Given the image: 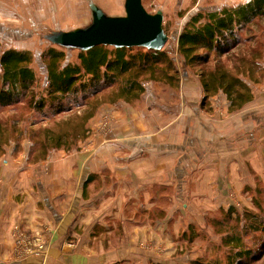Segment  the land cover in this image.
Instances as JSON below:
<instances>
[{
    "label": "crops",
    "instance_id": "obj_1",
    "mask_svg": "<svg viewBox=\"0 0 264 264\" xmlns=\"http://www.w3.org/2000/svg\"><path fill=\"white\" fill-rule=\"evenodd\" d=\"M91 3L125 12L124 0H0V31L82 28ZM184 75L178 90L149 82L139 101L102 106L76 150L0 158V264H167L198 207L242 199L250 169L264 175V78L246 81L253 100L230 113L226 95L204 102L199 78ZM16 227L44 232L45 254L19 258Z\"/></svg>",
    "mask_w": 264,
    "mask_h": 264
},
{
    "label": "trees",
    "instance_id": "obj_2",
    "mask_svg": "<svg viewBox=\"0 0 264 264\" xmlns=\"http://www.w3.org/2000/svg\"><path fill=\"white\" fill-rule=\"evenodd\" d=\"M259 21L264 24V0L202 9L186 22L179 33L176 52L168 50L167 45L161 51L100 45L89 51L74 50L79 52L80 62L75 65H65L66 49L52 44L53 47L41 54L45 82L39 96L36 92L35 54L29 50L3 49L0 43V110L25 101L37 112L49 106L59 113L74 110V105L85 107L64 122L69 127L76 126L73 124L77 121L79 134L75 136L77 128L61 134L50 131L45 135L40 154L33 157L34 163L46 159L53 150L70 151L71 147L64 145L67 141H84L88 137V123L100 109L101 104L96 100L102 92L116 87L109 104L119 101L135 103L145 92V82L163 83L178 90L181 69L197 71L204 102L223 93L229 102L228 111H240L254 97L246 79L257 83L264 77L259 78L264 72V28L258 38L250 35L243 39L240 34L250 31ZM253 41H256L255 45ZM80 94L82 100L77 101ZM8 127L0 122V135L3 133L4 136L0 138V152L12 138L15 140L14 131L8 132ZM10 127L15 129V125ZM233 212L234 207H230L229 213ZM260 228L264 229L261 223L255 230ZM242 241L236 234L224 239L232 252L237 250L238 259L231 264L242 262V257L250 254L245 251Z\"/></svg>",
    "mask_w": 264,
    "mask_h": 264
},
{
    "label": "rangeland",
    "instance_id": "obj_3",
    "mask_svg": "<svg viewBox=\"0 0 264 264\" xmlns=\"http://www.w3.org/2000/svg\"><path fill=\"white\" fill-rule=\"evenodd\" d=\"M245 2H247V0L243 3ZM189 3V6L187 5L185 7L183 5L184 7H180L178 0H143L144 7L151 14L165 10L164 29L169 36L166 48L171 52H176L177 49V42H175L177 33L179 34L181 32L186 22L198 11L202 9H219L228 6L220 4L217 6L210 2V0H207L204 4L199 6H196L197 0H190ZM91 23L92 21H90L87 26ZM68 28L70 29L68 31L75 30L73 27ZM263 28L264 24L259 21L258 25L250 28V31L245 30L240 34L243 39L250 35L258 38L261 34V29ZM7 30L8 31H0V43L3 45V49L32 47V50L29 51L35 54L36 62L34 61V68L38 76L36 92L37 96L41 95L43 92V83L45 82V77L43 75L45 70L41 54L48 48L53 47L49 41L44 39V36L51 32H60V30H52L47 27H39L38 29H34L33 32L30 29L21 30L17 33L11 28H8ZM252 44L255 45L256 41H253ZM65 54V65H75L80 63L78 59V51L66 50ZM180 73L182 75L181 79L184 78V74H187V78H198L196 70L188 69L187 71H184L181 69ZM263 76L264 72L259 78H262ZM248 80L249 79H246V81ZM249 81L255 83L254 81ZM148 83L149 82H145L144 87H146ZM114 89L117 88L115 87L106 90L98 96L96 101L101 104L100 108L102 106L110 105L111 93ZM76 99L77 101H81L82 95H78ZM69 101H71V99L66 101L65 105ZM75 106L77 105L73 106L74 110L68 112L64 111L59 113L50 106L41 112H37L32 110L28 106L27 101H25L15 107L0 110V122L5 126H9L8 132L14 131L13 134L15 137V140L12 138L10 142L3 147L4 151L0 152V158L10 160L19 159L24 156L26 161L34 163L33 157L40 154L46 134H50V131L61 134L67 132L69 129L72 131L73 128L78 127L77 121L73 124L76 126L68 127L64 123L68 117L85 109V107L79 108ZM13 125H15V129L10 127ZM78 134L79 128L76 129L75 136ZM3 137L2 133L0 138L2 139ZM83 142L84 141H76L74 139L65 142L64 145L66 147H71L70 150H76L80 143ZM18 144L19 146H16ZM248 180L249 183L242 188V199L236 200L233 205L227 208L216 207L214 210L204 209L202 207H198V209L196 208L202 216L199 215L200 217H192L190 224L185 225V231H182L183 229L180 231L178 238L179 241L178 243L176 242L177 245L175 246V249H173L174 252L168 256L170 261L167 264H197V262L203 264H231L233 260L236 261V259H238L236 256L237 250L232 252L231 248L225 245L224 239L229 235L235 236V234L242 238V243L245 245V251H249L250 253L248 256H243L242 262H238L237 264H264V229L260 228L259 230H255L260 223L264 227V175H258V173L251 168ZM209 207L212 208L211 205H209ZM230 207H234L235 210L232 214L229 213Z\"/></svg>",
    "mask_w": 264,
    "mask_h": 264
},
{
    "label": "water",
    "instance_id": "obj_4",
    "mask_svg": "<svg viewBox=\"0 0 264 264\" xmlns=\"http://www.w3.org/2000/svg\"><path fill=\"white\" fill-rule=\"evenodd\" d=\"M90 8L93 19L89 26L68 32H51L44 39L67 51H89L100 45L161 51L168 43L163 12L149 13L143 0H125V15L120 17L107 15L94 3Z\"/></svg>",
    "mask_w": 264,
    "mask_h": 264
},
{
    "label": "built area",
    "instance_id": "obj_5",
    "mask_svg": "<svg viewBox=\"0 0 264 264\" xmlns=\"http://www.w3.org/2000/svg\"><path fill=\"white\" fill-rule=\"evenodd\" d=\"M16 253L19 258L27 256H41L46 252L47 238L44 232L25 233L16 227L13 233Z\"/></svg>",
    "mask_w": 264,
    "mask_h": 264
}]
</instances>
